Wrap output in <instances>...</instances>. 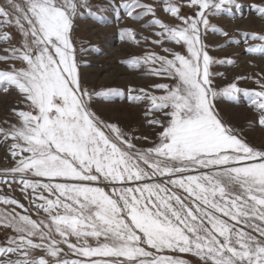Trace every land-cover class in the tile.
Segmentation results:
<instances>
[{"label":"snow or ice","instance_id":"obj_1","mask_svg":"<svg viewBox=\"0 0 264 264\" xmlns=\"http://www.w3.org/2000/svg\"><path fill=\"white\" fill-rule=\"evenodd\" d=\"M184 6L165 0L164 10L177 21L169 24L142 0L109 4L117 20L120 9L133 20L151 16L150 26L159 29L152 43L170 41L184 50L166 47L169 55L147 51L122 61L174 81L153 84L159 95L126 89L129 102L144 106L145 123L160 129L149 141L93 110L97 98L110 101L125 90L91 91L81 79L78 52L84 49L74 41V21L82 9L105 20L100 13L107 9L93 10L89 0L0 3V42L8 45L0 61L12 62L0 70V89L15 91L23 105L11 109L14 123L0 126L12 162L0 169V183H18L30 206L45 214L33 219L25 204L0 196V203L15 206L0 211V226L12 231L0 244V264H192L181 254L198 264H264V148L226 125L214 103L243 94L264 129V75L256 80L258 90L236 82L217 90L213 78L223 74L211 66L234 62L217 60L204 43L208 31L239 43L210 17H233L243 4L186 0L191 15L181 14ZM252 7L264 18V4ZM6 27L20 34L19 47ZM119 31L122 39L141 43L131 26ZM240 35L247 53L264 55V33ZM134 139L151 146L137 148Z\"/></svg>","mask_w":264,"mask_h":264},{"label":"rangeland","instance_id":"obj_2","mask_svg":"<svg viewBox=\"0 0 264 264\" xmlns=\"http://www.w3.org/2000/svg\"><path fill=\"white\" fill-rule=\"evenodd\" d=\"M112 0H89L93 6V10L97 8L107 9L100 14L105 16V20H97L87 15L88 10L82 9L83 15L74 21V41L78 49H84L78 52V62L80 64L81 79L85 87L91 91H100L106 88H120L125 90V94L116 97L113 100H104L97 98L93 104V110L102 119L109 123L117 124L123 131L134 137L148 136L149 141L156 140L158 128L153 129L145 123L143 116L144 106L127 100V87L145 88L154 91L159 95L161 92L154 90L152 85L155 83L173 84L174 81L159 77L147 75L146 67L131 68L122 61L129 60L132 57L143 56L147 51H155L158 55H169L163 51L166 47H171L175 51L184 52L179 46L173 42L166 41L164 44H153L152 41L158 39L155 32L158 27L150 26L151 16L141 17L139 20L128 18L124 14V10L120 9L121 18L117 20L115 12L109 7ZM122 2V0H117ZM142 2L153 4L156 8V17L165 23H176L175 18L164 10L165 0H142ZM185 4L181 14L191 15V9L186 6V0H179ZM3 3V0H0ZM243 4L241 12L233 17L228 14L210 17L211 23L221 27L229 32L233 41L239 43H229L228 38L208 31L204 37V43L208 45L209 54L216 58L231 59L232 64H214L211 71L214 73H222L223 75L213 78L214 85L217 90L225 87L228 83L236 82L239 87L247 89H259L256 80L264 75V55L250 54L245 51V43L240 35L241 32H257L264 33V18L260 17L253 5L264 4V0H240ZM139 11V10H137ZM131 26L137 32V38L141 40L140 44H135L127 39H122L120 29L122 27ZM6 31L14 37L12 44L19 47V41L22 39L20 34L14 27H6ZM144 37H148L147 41ZM249 44L258 43V41L248 40ZM8 45L0 42V55H5V49ZM12 62L5 63L0 61V70H4L11 66ZM19 67V62H16ZM240 78L237 80V78ZM19 97L15 91L4 93L0 89V126L7 121L9 124L15 122V118L11 112L14 107H23L18 105ZM216 111L219 113L222 121L235 129L250 145L257 148H264V129H262L256 121V113L249 106L248 98L240 94L237 101H230L224 97H217L214 101ZM158 116L162 114L157 113ZM137 148H145L151 146L149 142L141 139L132 141ZM10 156L7 151V144L0 141V169L11 167ZM109 190L110 189H106ZM0 196H8L19 200L21 203L29 207V213L33 219H42L45 214L40 211L39 214L34 207L30 206V201L25 200L20 191L18 183H12L9 187L5 183H0ZM11 207L0 203V211L4 209L11 210ZM17 212L22 210L18 207ZM11 229L5 230L0 226V244L6 241L7 236L11 235ZM67 251V246H63ZM183 258L192 261V264H198V259L189 254H181ZM70 258H76L74 256Z\"/></svg>","mask_w":264,"mask_h":264}]
</instances>
